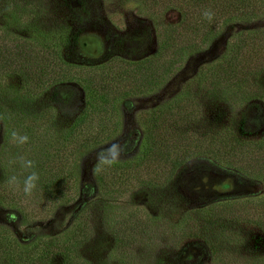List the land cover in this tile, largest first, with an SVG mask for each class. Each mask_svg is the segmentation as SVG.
Masks as SVG:
<instances>
[{
    "label": "rangeland",
    "instance_id": "obj_1",
    "mask_svg": "<svg viewBox=\"0 0 264 264\" xmlns=\"http://www.w3.org/2000/svg\"><path fill=\"white\" fill-rule=\"evenodd\" d=\"M179 1L0 0L1 173L21 151L40 165V151L34 147L40 144L44 157L54 150V137L74 125L87 101L102 105L93 114L96 119L101 112L105 113L100 118L103 122L109 116L112 119L106 125L111 131L107 138L79 149L75 155L74 201L55 205L42 220L24 218L18 203L0 204V233L14 237L5 242L24 248L40 237L48 241L60 236L68 242L74 232L87 233L86 238H77L82 243L71 251L70 264H264V229L260 224L232 220L222 228L202 219L216 209L231 211L264 200V156L249 166L207 150L196 151L183 157L167 179L153 175L137 179L132 171L127 176L123 173L124 166L139 162L150 145L145 131L153 111L186 91L187 85L191 91L198 90L197 78L204 67L228 61L235 56L232 53L237 46L249 47L251 40L264 39L263 1L257 15L233 18L207 31V37L161 79L118 89L120 84L111 78L121 66L131 69L153 56L162 26L181 21ZM52 7L58 9V27L43 24ZM20 48L26 62L32 63H28V72L15 57ZM259 56L255 81L242 80L238 89L233 85L220 93L215 107H206L218 130L233 127L236 134L244 130L241 139L246 148L264 146V48ZM54 61L60 64L59 78L53 75ZM35 67L45 69L40 87L33 75L29 78ZM104 83L113 86L102 98L100 86ZM62 90L69 94L65 103ZM21 113L31 121L17 126L15 119ZM43 113L49 115L44 124L38 121ZM241 124L244 127H239ZM90 127L100 129L95 122ZM13 130L21 134L32 131V149L13 144ZM37 135L40 143L34 138ZM98 154L103 158L116 156L114 170L98 159ZM92 200L97 206L80 212L83 219L88 214L90 220H76L77 210ZM194 219L199 229L192 226ZM210 232L220 233L219 243L206 235ZM217 244L219 248L214 247ZM8 258L0 252V264H11ZM46 264L67 263L56 255Z\"/></svg>",
    "mask_w": 264,
    "mask_h": 264
},
{
    "label": "trees",
    "instance_id": "obj_2",
    "mask_svg": "<svg viewBox=\"0 0 264 264\" xmlns=\"http://www.w3.org/2000/svg\"><path fill=\"white\" fill-rule=\"evenodd\" d=\"M151 1L153 3L156 2V0ZM263 1H179L178 7L183 17L177 25L167 24L162 26L156 53L139 62L134 68L127 69L121 66L120 70L115 74L116 76L111 78V81L120 84L118 89H124L128 85L130 88H135L149 80L161 79V77L169 73L174 64H177L186 56L189 49L207 37V31L216 30L219 25L233 18H250L257 15L261 12ZM205 9H211L215 13L213 21L210 22L203 17L202 13ZM57 10V8L52 7L48 11L47 20L43 22L44 25L49 23L51 27H58L59 24L56 23L55 14ZM38 23L41 25L39 21ZM55 33L56 30H54L52 37H54ZM251 42L249 47H244V45L237 46L232 53V55L236 53L235 56L228 61L222 60L204 67L197 78L198 90L191 91L190 86L187 85L186 91L151 113L148 128L145 131L146 139L150 145L145 149L139 162H133L131 167L124 166L126 171L124 170L123 173H126V176L132 171V177L137 179L146 175H153L156 179H167L173 172L174 166L182 162L183 157L196 151L207 150L210 153H216L220 157L234 158L236 161L246 163L249 166H251L250 163L252 161H258L259 157L264 156L261 153V151L264 152V146L250 145L249 148H246L242 144L243 129L239 134H236L233 127L218 130L210 121L213 119V116L209 114L210 108L206 109L207 105L215 107L219 94L226 93L233 85L238 89L241 87L242 80H251L249 82H253L257 79L260 66L256 63V59L263 52L264 39H253ZM15 57L27 70L30 62H26L27 59L23 55V48H20ZM242 62H246L247 66L242 65ZM51 67L53 75L59 78L60 64L54 61ZM44 70V67H35L34 72L29 77L31 79L33 75L35 80L38 81L37 87H40L42 82H44ZM111 86L113 85L109 84L106 86L105 83L100 86L102 93H104L102 98H104L105 93L111 92ZM62 91V103H65L69 94L64 90ZM108 102L110 107L111 101L108 100ZM87 105L75 118L72 127L63 131L61 136L54 137V140L57 141L55 143L57 146L54 150L47 152L44 157L43 147H39L40 144L34 147L36 152L40 151L37 161H40L41 164H36V171L39 173L40 179L37 188L31 196H25L22 191L13 189L6 182L8 177L20 173L19 164L13 163L14 160L12 159L5 165V173H1L2 169L0 170V204L2 206L8 205L10 202L12 205L18 203L22 207L21 213L24 218L32 217L34 219L41 217L40 219L42 220L50 215V211L53 210L55 205H65L69 201H74L77 196L75 194L77 178L73 161H75L77 151L99 142L111 134L110 129L108 130L106 127V125L109 126L112 123L110 116L106 119V122H103L100 118H103L105 113L101 112L100 117L97 118L98 120L93 115L96 109L100 111L102 105L98 106L100 109H98L97 105L93 106L91 101H87ZM48 116L43 113L39 116L40 120L38 121L44 124L48 120ZM30 121L31 119L23 113L19 114L15 119L17 126L28 124ZM93 122L100 126L99 130L93 131L90 129ZM207 123H209V127ZM241 125L239 127H244L243 124ZM26 134L30 138L26 146L32 149L33 133L27 130ZM34 138L38 139V143H40L39 135L37 137L34 136ZM47 141H50L48 136ZM109 167L114 170L115 166L111 164ZM96 172H99V167L97 168V166ZM111 187H114V183H111ZM72 193L74 194L72 195ZM92 205L97 206V202L92 200L78 209L76 220L79 222L82 220L89 221L88 214L86 215L87 218L83 219L80 212H90V206ZM29 206L32 209H29ZM202 219H205L211 225L217 224L215 227L222 228L228 226L227 222L232 220L254 221L264 229V200L253 206L240 205L231 211L216 209L209 216H202ZM194 223L192 226L195 229H199L197 219H194ZM85 235L87 233L74 232L68 242L62 241L60 236L55 237L56 241H54V237L50 240L47 239L48 241H44L40 237L36 241L34 240L29 247L23 248L20 244L18 246L11 242H5V239H14V237L10 233L1 232L0 252L9 256L8 259L11 264H46L48 260L56 255L62 256L63 259H66V263L70 264L71 251L82 243L81 238L83 239ZM206 235L213 243H219L218 235L220 233L215 235L210 232ZM79 237L81 238L77 240ZM214 247L219 248L218 244Z\"/></svg>",
    "mask_w": 264,
    "mask_h": 264
},
{
    "label": "clouds",
    "instance_id": "obj_3",
    "mask_svg": "<svg viewBox=\"0 0 264 264\" xmlns=\"http://www.w3.org/2000/svg\"><path fill=\"white\" fill-rule=\"evenodd\" d=\"M203 17L208 21H213L215 13L211 9H205L202 13ZM2 120V118H0ZM30 138L27 134H21L19 131L11 132V142L18 148L29 142ZM116 156L111 158H103L98 154V159H104L106 163L112 164L116 162ZM20 166V173L7 178V183L10 187L17 191H22L25 196H31L38 186L40 179L39 173L36 171V162L29 159L23 152H19L13 161Z\"/></svg>",
    "mask_w": 264,
    "mask_h": 264
}]
</instances>
